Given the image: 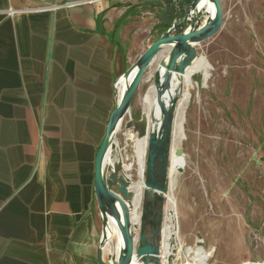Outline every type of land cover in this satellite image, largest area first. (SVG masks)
Here are the masks:
<instances>
[{
    "label": "crops",
    "instance_id": "obj_1",
    "mask_svg": "<svg viewBox=\"0 0 264 264\" xmlns=\"http://www.w3.org/2000/svg\"><path fill=\"white\" fill-rule=\"evenodd\" d=\"M191 1L0 0V264H99L94 160L114 84ZM192 9L203 26L206 0Z\"/></svg>",
    "mask_w": 264,
    "mask_h": 264
},
{
    "label": "rangeland",
    "instance_id": "obj_2",
    "mask_svg": "<svg viewBox=\"0 0 264 264\" xmlns=\"http://www.w3.org/2000/svg\"><path fill=\"white\" fill-rule=\"evenodd\" d=\"M261 7V0H249L247 8H224L220 33L210 43L197 47L196 59L184 72L190 80L186 91L191 102L180 146L184 167L175 193L186 209L181 221L183 245L210 249L206 264H264V167L260 162L264 152V41L257 32V23L264 17ZM200 61L207 64V73L194 69V63ZM157 68L154 64L146 71L116 136L120 150L112 151L105 162L107 185L117 194L119 186L113 184L112 177H124L125 173L116 169V163H124L126 169H131L132 181L137 180L136 150L126 143L124 131L128 125L134 137L138 136L143 99L153 85ZM160 72L164 77L166 66H160ZM170 86L168 93L164 88L161 91L163 106L156 100L153 109L150 136L159 137L158 142L170 108L165 98L178 94L180 78L173 75ZM174 106L170 109V124ZM118 184H125V178ZM152 197L145 193L142 209ZM162 197L166 201L165 195ZM100 206L99 202V217ZM163 207L160 204L161 224ZM197 233L202 237L196 243ZM134 236L130 225L128 238ZM171 243V262L185 264L178 242ZM114 259L113 254L107 255L108 262L116 264Z\"/></svg>",
    "mask_w": 264,
    "mask_h": 264
},
{
    "label": "bare ground",
    "instance_id": "obj_3",
    "mask_svg": "<svg viewBox=\"0 0 264 264\" xmlns=\"http://www.w3.org/2000/svg\"><path fill=\"white\" fill-rule=\"evenodd\" d=\"M206 2L208 4L207 14L213 17L215 14L214 3L212 0H206ZM163 57V60L167 63L170 61L167 55H163ZM155 64L156 67H159L156 70L160 71L159 62H156ZM194 65V69L198 68L202 69L205 73L208 72V66L204 61H200L197 63L195 62ZM139 68L140 63L136 61L119 79L117 87L118 104H121V102L125 100L127 92ZM174 72H171L168 76L167 74H165L164 77H162L161 75L163 83L158 89H155L154 85H151L149 87V90L146 93L142 103V120L139 121L137 127L138 136L134 137L133 129L128 125L126 131H124L126 136V143L129 145L132 144L135 148L134 150H136L135 154L137 162L135 172L137 180L132 181V176L130 174L131 169H126L124 163H116V169H120L125 173V189L123 193H115V196H111L109 203H107L103 197H100L99 200V202L102 204V206H100V218L101 238L103 239L100 247L105 256L109 254L114 255L115 263L119 262L126 252L124 234L128 238L130 225L134 227L135 232V236L131 240L133 242H136L139 226L141 223L142 203L145 193L149 190L145 187L144 180L153 109L156 100L161 107L163 106L160 97V95L162 94L161 91L163 89V86L166 85V87L164 88V92H169L172 87L170 86V82L173 79V75L180 78L182 88L180 87L178 94L172 95L171 93L169 95V98L172 101H175V106L170 126V143L166 176L167 190L165 191V193H162L163 195H165L166 201L163 207V220L160 231L159 262L160 264H181L171 262L174 246L171 243L172 240L178 242L180 251L184 253L186 261L185 264H206L212 254L210 249L207 250L204 247L197 245L184 246L182 242L183 230L181 221L183 219L184 212H186V209L179 202V199L175 192L177 191L178 185L180 183V173L178 172V169H182V167H184V158L182 153L180 155H177V152L181 148L180 146L185 139L184 124L186 120V112L191 102V96L186 91L187 86L190 84V80L188 79V77L184 76V72H175V74ZM129 103L130 101H127L124 107L119 112H117L112 119L109 129L107 151L104 158V166L108 156H110V153L114 150H120V146L116 140V136L121 131V127L123 125ZM170 109L171 107L169 108L168 112L171 111ZM126 180H128L129 182L127 183ZM111 193L113 192L111 191ZM126 228H128V231ZM134 258L135 256L133 254V256L131 257V261L128 264H134Z\"/></svg>",
    "mask_w": 264,
    "mask_h": 264
},
{
    "label": "water",
    "instance_id": "obj_4",
    "mask_svg": "<svg viewBox=\"0 0 264 264\" xmlns=\"http://www.w3.org/2000/svg\"><path fill=\"white\" fill-rule=\"evenodd\" d=\"M158 4H160V0H154ZM200 0H192L191 3L187 7V13L184 25L177 26V24H173L172 22L168 23L169 26L168 30L162 34L157 40L151 43V45L146 49V51L139 57L137 60L140 63V68L138 69L133 82L127 92V96L121 104H118V95L116 90V102L112 114L110 116L109 123L107 125V130L105 137L100 144L95 160H94V193L96 196V200L99 204L100 197H103L107 203H109L111 196H115V192L111 190V187L107 185L106 176L104 175V158L105 153L107 151L108 146V138H109V129L111 126L112 119L114 115L119 112L125 105L127 101L132 100V97L139 87L140 83L143 80V77L146 71L152 67L156 62H159L160 66H166V74L167 76L171 72H178L183 73L187 69L188 66L191 65L196 59L197 56V49L196 46L203 41L208 40L214 34H216L222 27L223 24V11L221 6L220 0H212L214 3L215 14L213 17L209 16L208 20L203 25L200 26L198 19L195 16L198 15L200 12L197 10L192 9V5L194 3H198ZM196 13V14H195ZM206 13V12H204ZM181 19V16H179ZM163 55H167L170 61L167 63L163 60ZM167 63V65H166ZM163 83V79L161 77V73L159 70H155L153 85L155 89H158ZM166 85L163 86L165 88ZM170 111L166 112L165 114V121H164V132L161 136L160 142H158V138L155 135H151L149 138V147L147 152L148 163L146 164V172H145V180L144 185L147 189H149L146 194L150 196H155L158 199L159 203L164 204L165 200L161 196L162 193H165L167 190L166 185V169L167 164L164 166V178L161 183L158 184H150L147 181V171L152 168L155 155L157 150L164 149V162L168 160V151H169V143L167 139L169 137L170 131ZM181 148L177 152V155H180ZM178 172L181 173L182 169L179 168ZM114 173V172H112ZM113 184L118 185V194L123 193L125 186L124 184H118V181L124 180V177L116 178L115 176L112 177ZM111 191L113 193H111ZM118 199V198H117ZM145 199V195H144ZM145 215L144 209L141 211V223L139 226L138 235L136 238V242H133L127 236H125V245H126V252L122 256L119 262L116 264H128L131 261V257L135 256L134 264H160L159 262V238H160V231H161V218H160V226H159V236L157 237V242L150 243L146 239L145 235L143 234V216ZM128 231V228H126ZM196 239L195 242L197 243L198 239H201V235L197 233L195 235ZM101 252L102 249L99 246V253L97 256L99 264H112L111 262H102L101 259Z\"/></svg>",
    "mask_w": 264,
    "mask_h": 264
},
{
    "label": "flooded vegetation",
    "instance_id": "obj_5",
    "mask_svg": "<svg viewBox=\"0 0 264 264\" xmlns=\"http://www.w3.org/2000/svg\"><path fill=\"white\" fill-rule=\"evenodd\" d=\"M164 149L157 150L153 166L147 171V181L150 184L161 183L164 178ZM160 204L158 199L152 197L149 205L144 208L143 234L150 243L157 242L160 226Z\"/></svg>",
    "mask_w": 264,
    "mask_h": 264
},
{
    "label": "trees",
    "instance_id": "obj_6",
    "mask_svg": "<svg viewBox=\"0 0 264 264\" xmlns=\"http://www.w3.org/2000/svg\"><path fill=\"white\" fill-rule=\"evenodd\" d=\"M165 101L168 103L169 107H173L174 106V101H172L169 97L165 98Z\"/></svg>",
    "mask_w": 264,
    "mask_h": 264
},
{
    "label": "built area",
    "instance_id": "obj_7",
    "mask_svg": "<svg viewBox=\"0 0 264 264\" xmlns=\"http://www.w3.org/2000/svg\"><path fill=\"white\" fill-rule=\"evenodd\" d=\"M97 1H99V0H90V2H97ZM118 82H119V80H117V81L115 82V84H114V88H115V90H117Z\"/></svg>",
    "mask_w": 264,
    "mask_h": 264
}]
</instances>
